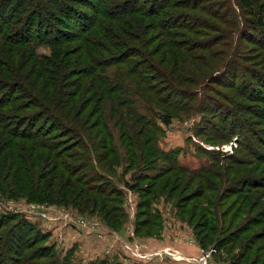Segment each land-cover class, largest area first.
<instances>
[{
	"label": "rangeland",
	"instance_id": "374dc122",
	"mask_svg": "<svg viewBox=\"0 0 264 264\" xmlns=\"http://www.w3.org/2000/svg\"><path fill=\"white\" fill-rule=\"evenodd\" d=\"M109 1L117 3L123 0ZM174 1L177 0H169L170 7L165 10L164 22L178 17L184 22L182 16L187 15L212 20L201 16L198 11L185 8V4L173 5ZM148 2L153 3L152 0ZM82 3L76 4L82 11L89 12ZM211 3L225 6L221 8L224 12L228 6L239 12L233 0H213ZM57 15L65 25L54 20L55 26L70 31L66 25L73 22L59 12ZM124 19L142 25L139 29H129L128 35L119 36L122 46L146 49L151 52L148 62L151 65L155 63L167 73H174L176 67H185L193 74L189 71L183 77L192 76L195 81L208 78L200 85L205 88L202 92L206 98L216 102L213 104L216 107L208 106V109L212 107L210 112L174 110L163 106L152 94L139 92L134 101L138 114H130L127 107H119L117 113H110L105 110L110 103L93 97L91 77H84L82 92L86 94L80 93L70 107V111L75 113L82 104L78 118H66L81 133L82 143L66 131L56 130L50 136L55 142H61L59 147L64 151L63 160L71 166L83 165L86 157V168L78 176L82 175L87 180L92 173L90 168L101 176L98 185L107 191L102 199L106 215L98 208L81 213L76 206L58 200L50 203L28 200L25 195L29 190L25 188L21 189L22 194L15 196L0 194V217L7 218L0 223V264H13L12 260L18 258L15 256L9 260L10 255L4 251L6 243L13 249L18 245L16 235L20 225L17 220L26 222L39 235L46 236L43 240L39 236L32 251L40 245L51 249L49 258L33 257L31 264H137L146 260H150V264H196V259L203 252H211L212 264H264V104H260L258 98L264 95V49L257 47L261 41L255 33L253 42L256 45L249 44L247 40H250L248 35L251 31L247 29L248 25L242 30L240 27L223 26L228 32L225 38L230 46L220 45L218 40L212 53L209 38L220 32L214 28L204 30L196 19L185 21L188 22L185 27L190 30L185 27L163 30L153 20L137 15ZM201 29L204 30L202 33ZM174 32L177 34L175 37ZM168 34L173 36L166 37ZM236 36H239V46H234L236 40L233 37ZM148 40L151 41L149 45ZM0 43L7 50L17 51L14 58L1 54L0 66L8 63L13 67L20 65L24 70L36 69L34 62L38 59L32 49L33 55L31 53L29 59L20 55L31 52L28 45L11 47L7 42ZM79 44L80 41L72 37L62 47L72 53ZM114 49L119 52L125 48L118 46ZM35 50L48 59L55 58L49 46L40 45ZM227 51L229 54L233 51L236 58L229 57ZM76 57H69V60ZM228 61L240 64L235 70L239 73L242 69L243 75L235 79L225 78L227 75L223 74L220 80L213 79L211 76L222 69L224 62L227 66ZM72 66L76 67V64ZM109 70L101 73L106 74ZM147 75L155 76L151 72ZM231 80L232 83H228ZM4 84L0 82V96L7 90L3 88ZM180 85L191 92L197 90V98H200V87L196 83ZM236 86L246 88L238 91ZM142 87L139 85L140 89ZM240 92H243L242 97L238 95ZM249 92L253 96L248 97ZM114 102L117 108L118 103ZM130 108L133 109V105ZM26 115L20 114V117ZM163 116L169 117L168 123L163 121ZM240 121L246 128L241 129ZM47 122L48 119L41 118L38 124L46 128ZM249 128L253 134L251 138L246 134ZM105 134L106 149H99L98 144ZM11 141L12 138L6 134L0 135V187L8 185V189L15 188V183L10 182L19 166L23 178L44 188L53 179L51 163L47 160L34 163L24 149H21L23 152L17 149L23 153V162L19 165L14 161L8 162L13 151L7 148ZM100 152L107 157L99 161L97 155ZM67 155L69 158H65ZM13 164L16 167H11ZM60 173L61 170L56 173L54 182ZM67 179L68 175L64 174L62 181ZM76 188L80 190L81 186L76 184ZM89 195L96 199L99 207L101 195ZM184 234L188 236L186 246L196 247V254L186 255L177 245ZM152 241L157 246H164L148 251ZM32 251H27L22 259Z\"/></svg>",
	"mask_w": 264,
	"mask_h": 264
},
{
	"label": "trees",
	"instance_id": "16d2710c",
	"mask_svg": "<svg viewBox=\"0 0 264 264\" xmlns=\"http://www.w3.org/2000/svg\"><path fill=\"white\" fill-rule=\"evenodd\" d=\"M152 1L153 3H149L148 0H123L116 3L109 0H96L97 4L91 0H0V41L11 44V47L20 44L28 45L30 50H33L34 57L38 59L37 62H34L35 66L37 65L36 69L31 67L24 70L20 65L13 67L6 63L9 60L4 61L6 64L0 66V78L7 81L0 80V82L5 83L3 88H7L6 92L0 96V135L6 134L12 138L7 148L13 149L11 151V160H8V162L14 161L17 165H19V162H23V153L17 151L23 152L21 149H24L29 153V157L33 159L34 163L43 160L51 163L50 169L53 172V179L56 177V173L61 170L56 182L51 179L42 188L37 183L32 182V180L23 178L20 174L23 171L17 166L18 169L13 173V181L11 179L10 182L11 184L15 183V188L8 189V185H6L7 187H0L2 196L22 194L21 189L25 188L29 190L25 195L28 200L36 202L47 201L48 203L58 200L60 203L76 206L81 213L91 212V210L95 211L98 208V211L104 216L106 215L103 212L105 202L102 199H104L103 197H105L107 191L104 190V186L98 185V182L101 181L98 178L101 176L96 175L93 168H90L92 173L87 180L82 175L78 176V173L86 168V157L83 158L82 166H71L63 160L64 151L60 150L59 147L61 142H55L53 140L54 137L50 136L56 130L59 132L66 131L67 134L82 143L81 133L77 131L76 127L68 123L66 118H78L82 104H80L79 109L75 113L70 111V107H73L74 101L80 93L82 95L86 94V92H82L84 77H91L90 88L94 90L93 97L96 96L97 100L110 103V105L105 107V110L110 113H117L119 107H127L131 112L130 114H138L135 110L134 101L135 95H139V92L142 95L152 94L163 106L171 107L174 110L197 109V111L210 112L212 107H216L213 106L216 102L206 98L202 92V89L205 88L200 85L208 78L196 79L195 81L194 78H191L192 76L183 77L184 73L190 71L189 68L185 67L180 69L178 67L172 68L174 73H167L165 69L156 66L155 63L151 65L148 62L151 52L142 48L122 46L119 42L120 35H128L127 31L129 29H139L142 25L131 20H125V17L135 15L142 18L147 17L156 22L163 30L185 27L188 24L185 21L196 19L198 20V26H201L204 30L214 28L221 34L215 33L212 38L208 37L211 52L212 48H214V43L218 40L220 45L224 44L227 48L230 46L229 40L225 38L228 36V32L223 26L240 27L242 30V27L244 29L248 25L249 28L247 29L251 31V34L248 35L250 40L249 38L247 40L249 44L256 45L253 42V35L256 33L255 37L259 38L258 41H261L258 42L259 46L257 47L264 49V39L262 38V35H264V0H233L239 11L238 13L233 7L229 6L226 7V12H224L221 8L225 6L212 4L213 0H177L174 1L173 5L185 4V8L198 11L201 16H208L212 20L208 21L203 18L200 20L187 15L186 17L182 16L184 22L179 20L181 17H178L179 19L177 18L167 23L164 22L166 20H163V17L167 16L165 10L170 7L169 0ZM82 2H85L86 5ZM207 2L210 4H207ZM76 3H82L84 9L89 12L79 9L81 6ZM123 8V11H116ZM57 12L73 22L66 25L71 28L70 31L55 26L54 20L56 22L59 21V24L65 25L62 19L58 18ZM116 22H119V24H116ZM131 22H134V24ZM185 28L190 30L188 27ZM203 29H201V33L204 31ZM53 30L55 31L54 34H52ZM91 31L92 33H90ZM171 35L168 34L166 37H171ZM173 35L175 37L177 34L174 32ZM72 37L77 38L80 44L75 52L69 53L62 46L69 43ZM233 38L236 40L234 46H239V36ZM243 40L244 38H242ZM150 42L146 44L149 45ZM172 44L175 45V43ZM40 45L51 47V52L55 58L48 59L43 54L36 52L35 49ZM118 46L125 49L116 52L114 48ZM32 50L27 54L20 53V55L29 59ZM233 51L231 54L228 51L226 52L232 59L236 58ZM16 52L11 49L7 50L5 45L0 43V56L1 54L4 57L10 55L11 58H14V55H17ZM75 55H77L75 60H69V57H74ZM2 60V57H0V62ZM228 62L227 66V62H224V65H221L222 69L220 68L221 70L211 77L220 80V77L225 74L227 75L225 78L235 79L239 77L238 75H243L244 71L240 66L241 70L239 73L237 72L238 70H235V67L238 68L240 64L237 65L234 61L231 64L230 61ZM74 63L76 67L72 66ZM211 68H213V65H211ZM105 69H110L109 74L101 73ZM149 72L155 76L147 75ZM190 72L189 74H193L192 71ZM249 72L256 74L255 71ZM232 80L228 83H232ZM180 83L191 85L196 83V86L199 85L200 98H197V90L191 92V90H187ZM139 85L143 87L140 89ZM243 88L246 87H235L238 91L243 90ZM236 90L235 92L237 93ZM112 93H115V95H112ZM242 94L243 92H240L238 95L242 97ZM249 95L253 96L250 92L248 97ZM258 98L260 99V104H264V95ZM114 101L118 103L117 108H115L116 105H113ZM204 103L207 105L204 106ZM131 105H133V109L130 108ZM210 105L212 107L208 109L207 107ZM220 107L222 108V106ZM24 113H27V115L20 117V114ZM218 113H221V110ZM41 118L48 119L46 128L39 126L38 123ZM169 120V117L163 116L165 123H168ZM243 125L244 122L240 121L239 126H241V129L246 128ZM246 134L249 138H251V135L253 136L251 128L247 130ZM106 140L107 135L105 134V138L98 144L99 149H106ZM105 157L107 156H104L103 152L97 155L99 161L105 159ZM65 158H69V156L67 155ZM15 164L11 167H16ZM64 174L69 177L65 182L62 181ZM71 182H74V184L72 185ZM76 184L81 186L80 190L76 188ZM129 187L133 190L137 189L133 186ZM90 193L101 195L99 207L96 199L89 195ZM101 202L104 204L100 205ZM6 219L1 216L0 223L3 220L6 221ZM17 221L20 225V227H17V247L13 249L10 244H4V251L11 257L9 260L15 256L18 257L12 260L11 263L31 264L35 259L33 257H36V259L49 258L51 249L45 245H40V247L32 251V247L37 244L39 236L41 240L46 236L44 234L39 235L26 222ZM27 251H32V254L26 255L22 259ZM100 262L98 261V263Z\"/></svg>",
	"mask_w": 264,
	"mask_h": 264
},
{
	"label": "crops",
	"instance_id": "0c3cea01",
	"mask_svg": "<svg viewBox=\"0 0 264 264\" xmlns=\"http://www.w3.org/2000/svg\"><path fill=\"white\" fill-rule=\"evenodd\" d=\"M183 232H185V231H183ZM187 237L188 236H185V234H184V236H181V241H179V244H177V245L179 246L180 249H182V252L185 253L186 255L196 254V252H197L196 247H194V246H186L187 244L185 242V239ZM165 242H166L165 245H167L168 244V241L166 239H165ZM151 245H152L151 246V250L149 249L148 251H154L153 249L160 248V247H163L164 246V245L157 246L156 243H154V241L151 242ZM152 258H153V260L155 259V257H152ZM89 259H91V258H89ZM121 261H122V259H120V262ZM155 261H157V260L155 259ZM140 263H142V264H150V260H146L145 262L144 261H141ZM140 263L137 262V264H140ZM173 264H175V263H173Z\"/></svg>",
	"mask_w": 264,
	"mask_h": 264
},
{
	"label": "built area",
	"instance_id": "2783aa9c",
	"mask_svg": "<svg viewBox=\"0 0 264 264\" xmlns=\"http://www.w3.org/2000/svg\"><path fill=\"white\" fill-rule=\"evenodd\" d=\"M196 264H212L211 252H203L202 255L196 259Z\"/></svg>",
	"mask_w": 264,
	"mask_h": 264
}]
</instances>
